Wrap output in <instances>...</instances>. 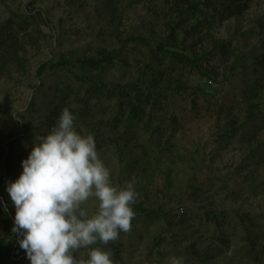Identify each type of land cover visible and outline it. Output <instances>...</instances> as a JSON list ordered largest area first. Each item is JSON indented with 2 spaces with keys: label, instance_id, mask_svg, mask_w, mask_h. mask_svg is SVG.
<instances>
[{
  "label": "rangeland",
  "instance_id": "obj_1",
  "mask_svg": "<svg viewBox=\"0 0 264 264\" xmlns=\"http://www.w3.org/2000/svg\"><path fill=\"white\" fill-rule=\"evenodd\" d=\"M171 2L0 0V23L14 17L15 23L27 19L29 25L26 31L14 26L18 38L13 49L18 47L23 59L20 70L12 66L9 72L0 71V134L12 139L6 150L12 152L13 169L21 170L34 142L49 133L44 122L55 105L56 85L79 87L61 74L40 81L35 74L43 60L67 57L76 62L97 57L102 48L115 50L120 58L102 77L122 84L133 83L140 67L152 65L157 78H145L144 96L155 106L147 108L145 121L161 123L151 143H168L167 151L150 145L142 127L129 133L123 123L113 128L115 101L80 104L91 122L75 124L96 141L121 134L119 149L98 150L112 183H131L136 203L161 207L169 218L146 224L133 219L129 232L107 246L92 247L110 251L114 264H264V257L255 259L248 247L255 239L264 245V0L248 1L243 13L230 18L218 4L199 18L179 17ZM204 20L199 33L197 23ZM173 28L177 40L169 44ZM186 29L196 35L192 40L186 39ZM217 41L220 46L213 51ZM159 42L167 45L162 53L154 51ZM203 52L200 68L174 58ZM71 68L77 69L74 63ZM206 71H212L209 78L201 73ZM97 205L89 200L82 207L91 216ZM215 214L219 218L213 222L209 218ZM88 251L80 249L74 256L87 259Z\"/></svg>",
  "mask_w": 264,
  "mask_h": 264
},
{
  "label": "clouds",
  "instance_id": "obj_2",
  "mask_svg": "<svg viewBox=\"0 0 264 264\" xmlns=\"http://www.w3.org/2000/svg\"><path fill=\"white\" fill-rule=\"evenodd\" d=\"M75 120L65 108L7 184L15 207L12 232L30 264H114L110 251L92 246H107L132 228L138 193L131 183H112L94 136L81 134ZM89 200L98 201L91 216L82 207ZM80 249H89L87 259L74 256Z\"/></svg>",
  "mask_w": 264,
  "mask_h": 264
},
{
  "label": "trees",
  "instance_id": "obj_3",
  "mask_svg": "<svg viewBox=\"0 0 264 264\" xmlns=\"http://www.w3.org/2000/svg\"><path fill=\"white\" fill-rule=\"evenodd\" d=\"M248 1L250 0H172L171 3H173V5L171 8L179 17L199 18L202 14L208 12L209 9L215 10L218 4L222 12L228 13L226 18H230L243 13ZM13 18L14 17H9L0 23L1 72H9V69L11 70L12 66H15L20 70L18 66L23 63V59L18 56L19 48L17 47L16 49H13V47L17 45L18 38L17 30L14 26L18 25L19 29L26 31L29 29V25L27 23V19L15 23ZM222 18L220 17V20ZM205 24H207L206 20L197 23L196 27H200L199 33L202 32ZM192 26L195 28L194 25ZM174 32H176L175 28L171 30L168 37L169 44H171L173 40H177ZM185 32L187 33V40H192L196 36L195 34H192V31L190 30L186 29ZM137 42L143 45L144 39L139 37ZM185 42L186 40L184 41V44ZM197 44L198 41L192 45L195 46ZM212 45L213 51L220 46L219 41L213 42ZM173 46L176 45L174 44ZM166 48L167 45L165 43L159 42L157 43L154 51L162 53L166 50ZM222 50L224 51V49ZM206 54V52H203L202 55H195L194 58H188L186 55L180 54L174 55V58L178 59L180 62L187 61L191 65L200 68V66L197 65V61L203 60V57ZM120 55L121 54L118 51H109L102 48L98 51L97 57L83 56L81 58H77L76 62H73L67 57H63L59 60L49 58L41 61L37 65L35 75L38 76L40 81L49 78L50 76L61 74L65 75L67 78L71 77L74 81H78L79 85L77 89H74L72 85H65L64 87H60V84L56 85L55 105L53 110L45 117L44 122V124L47 125L49 132L57 124L58 119L65 108L69 109L73 114L78 116L76 123L86 125L91 121L89 117L85 116L86 111L82 105L88 104L92 100L105 101L107 99L109 101H115V103L112 102L113 109L118 112L115 114L113 119V128H120L123 123L125 124L124 133H129L132 128L142 127L143 131L149 133L148 143L150 144L152 142V137L161 130V123L158 125H151L148 121H145L147 108H149V106H155V102H150L149 95L144 96L147 91L144 86V80L149 74H152V76L157 78V72L151 71L152 65H145V67L139 68L140 75L133 83L122 84L106 82L102 77V73L108 70L110 66L114 65L115 61L120 58ZM73 63L76 65V70L71 68ZM93 72L96 73L94 74ZM201 73L205 78H209L212 71ZM81 96L84 97L81 98ZM72 104H75L76 107L73 108ZM171 118L174 120L175 116L172 115ZM24 129L25 132H27L28 125L24 124ZM99 137L96 138L99 139ZM118 137V140L114 138H110L109 140H95L97 150L110 146L114 148L118 147L119 149L122 145L120 142L123 136L120 134ZM12 144L13 141L8 135L0 134V229L4 235V237L0 239V264H30L25 251L19 247L17 235L12 232L15 218V207L11 202L6 188L7 184L11 181H15L23 171L22 165L21 170H19L17 166L13 169L11 164V156H13L12 152L9 149L6 150V146L11 147ZM150 145L155 148H159L162 152L169 149L168 143L166 145L157 141L151 143ZM146 148V144L141 145L142 152L147 156L145 158L149 159L150 157L147 154L148 151H146ZM134 211L136 213L134 220L142 222L143 224H146L149 220L161 218L162 216L169 218L167 214H164L161 207L155 209L149 208L145 205L144 200L134 205ZM218 218V214H215L214 216H210L209 219L216 222ZM247 236L252 238L251 235ZM248 237L245 238L249 240ZM254 237L255 236H253V238ZM258 241V239H255L252 240V242L249 241L248 244L250 252L255 259L264 257V245L260 242L258 244Z\"/></svg>",
  "mask_w": 264,
  "mask_h": 264
},
{
  "label": "built area",
  "instance_id": "obj_4",
  "mask_svg": "<svg viewBox=\"0 0 264 264\" xmlns=\"http://www.w3.org/2000/svg\"><path fill=\"white\" fill-rule=\"evenodd\" d=\"M211 82V81H210Z\"/></svg>",
  "mask_w": 264,
  "mask_h": 264
}]
</instances>
